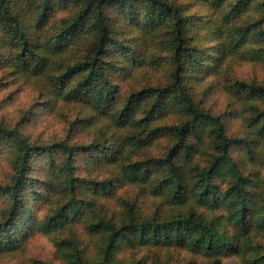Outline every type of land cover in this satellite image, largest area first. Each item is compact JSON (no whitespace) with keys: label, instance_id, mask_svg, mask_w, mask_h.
I'll use <instances>...</instances> for the list:
<instances>
[{"label":"trees","instance_id":"1","mask_svg":"<svg viewBox=\"0 0 264 264\" xmlns=\"http://www.w3.org/2000/svg\"><path fill=\"white\" fill-rule=\"evenodd\" d=\"M239 61L264 62V0H0V71L39 82L51 107L78 105L71 127L98 130L40 143L24 119L0 121L12 168L0 182V254L40 233L66 264H147L123 261L134 250L152 264L159 252L264 264V177L248 169L264 164V84H226L244 122L234 137L193 97L201 75ZM159 69L167 81L123 90ZM124 186L160 199L152 215L128 198L112 214L97 203Z\"/></svg>","mask_w":264,"mask_h":264},{"label":"rangeland","instance_id":"2","mask_svg":"<svg viewBox=\"0 0 264 264\" xmlns=\"http://www.w3.org/2000/svg\"><path fill=\"white\" fill-rule=\"evenodd\" d=\"M222 70L224 73L220 76L201 75L200 80L196 82L193 97L203 107L221 114L228 134L234 137L243 134L244 122L239 115L240 105L228 93L225 86L236 80L264 84V62H228ZM165 81H167V77L162 69L155 70L152 74L142 75L140 73L138 78L133 81L135 83L126 85L123 90L139 86L141 83L150 82L154 84ZM47 100L39 82L21 79L0 71V121L15 126L24 119L22 124L19 123L20 129L32 140L40 143H50L66 138L71 141L87 140L96 135L95 133L98 130L95 125L84 128L80 124H75L74 127H71L72 122L76 120L75 117L83 114L78 105L60 106V104L56 107L52 106V108L46 103ZM26 117L29 118L28 121H25ZM6 158L0 159V182L7 181L12 172L11 165ZM234 158L239 159V154L234 153ZM249 168H252V172L257 171L264 177V164L262 161L257 162L256 165H250ZM247 171L249 170L245 172L247 173ZM120 198L136 200L146 216L152 215L155 207L160 202L158 198L143 194L138 187L124 186L119 188L113 196L99 197L97 203H104L106 208L109 209V214H112L113 212H119L121 207L118 200ZM45 211H47V208L42 207L38 211V215H42ZM75 226V233L78 235L82 246L86 247L88 255L92 252L93 240L84 228L83 220L78 221ZM259 243L264 247V235L259 237ZM158 257L159 260L156 264H188L190 260L195 261L196 259L198 264L201 263L200 258L185 252H172L170 254L159 252ZM122 259L125 263H130L133 259L134 261L145 259L147 264L153 262L148 250H134L124 253ZM0 264H66V260L62 259L57 252V247L50 236L38 233L31 238L25 248L0 254ZM221 264H241V261L232 257L223 259Z\"/></svg>","mask_w":264,"mask_h":264}]
</instances>
